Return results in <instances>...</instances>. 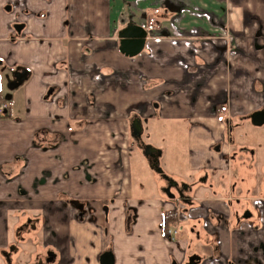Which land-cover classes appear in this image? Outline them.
Here are the masks:
<instances>
[{
  "label": "crops",
  "instance_id": "0c3cea01",
  "mask_svg": "<svg viewBox=\"0 0 264 264\" xmlns=\"http://www.w3.org/2000/svg\"><path fill=\"white\" fill-rule=\"evenodd\" d=\"M12 1L0 0V63L16 61L28 73L7 92L14 77L3 80L0 69L8 102L0 117V264L38 256L43 264H100L106 251L113 264H186L194 237L162 234L168 203L139 144L149 138L160 148L143 137L153 122H183L186 167L196 169L221 161L213 146L229 126H254L250 115L264 106V0H126L148 31L133 57L119 51L109 0ZM25 29L46 42H14L11 31ZM240 145L246 150L235 147L233 162H258L252 146ZM261 225H219V257L261 255ZM203 242L193 240L191 250Z\"/></svg>",
  "mask_w": 264,
  "mask_h": 264
},
{
  "label": "flooded vegetation",
  "instance_id": "af4514ba",
  "mask_svg": "<svg viewBox=\"0 0 264 264\" xmlns=\"http://www.w3.org/2000/svg\"><path fill=\"white\" fill-rule=\"evenodd\" d=\"M123 27L121 26L118 31ZM12 80H14V78H12ZM263 108L264 106L259 110ZM261 125H264V123ZM254 126L258 125L254 124ZM242 128V126H239L234 129L229 126L224 130L223 138L214 144L213 150L220 154L219 158L221 161L218 162V164L212 165V161H209L204 162L202 166L196 169L186 167L188 174L182 175L167 172L162 168L163 172L168 175V178H164L160 174L164 180L161 191L163 192L166 203H168V206L163 210L172 209L178 213V222L172 225L167 233L163 234L164 237L171 241L173 239V234L182 230L186 233L185 235L188 236L190 233H194L195 237L193 240L198 239L199 242L209 241L200 244L201 251H192L193 241L192 239L187 240L188 250L190 249V251L185 259L186 264H206L208 261L207 258L211 257L217 259L213 260L215 264H264V258H262V254L264 256L263 245L262 247H256V251L261 250V255L256 254L238 258L232 257L226 260L219 257V225L225 226L226 228L229 227L232 231H241L247 226L254 230H258L261 224V229L264 228V192L262 191L264 188L260 191L264 181L260 182L255 179L252 184L248 186L247 183L249 179L246 175H240V177L238 176L232 179L233 170H235V168L243 170V166L246 163L244 159L233 162L234 158L237 157L235 156L236 148L233 149L232 147L246 150L244 146L240 145L241 143L236 141V137L243 136L241 132H239V129ZM139 145L143 147L144 143L141 141ZM222 146H228L230 149L229 154L222 153ZM248 152L252 153L254 150ZM161 155L159 156V164ZM259 163L258 161L257 171L260 165ZM246 166L250 167L249 164ZM257 177L261 179L264 178L263 175H257ZM219 201L221 204H219ZM217 205L221 206V208ZM234 223V227H231ZM212 237H215L214 243L210 241ZM211 243L214 245L213 250H209ZM49 252L51 251L47 252V259H49L51 255ZM40 260H42L43 264L45 259H41L38 256L31 264H39Z\"/></svg>",
  "mask_w": 264,
  "mask_h": 264
},
{
  "label": "rangeland",
  "instance_id": "374dc122",
  "mask_svg": "<svg viewBox=\"0 0 264 264\" xmlns=\"http://www.w3.org/2000/svg\"><path fill=\"white\" fill-rule=\"evenodd\" d=\"M1 1L5 2V3L10 2L11 4L13 2L12 0H1ZM131 1L134 2L135 0H130L129 2H131ZM44 2L46 3V5H48L47 4L48 2L46 0H44ZM14 3L26 5L27 1L26 0H20L18 2L17 0H14ZM109 3H110V5H109L110 12H112V21L115 22V20H117L116 25L114 24L113 26L118 27L119 25L122 26L123 24H127V23L132 22V21L137 22V23H140L142 21L140 19V17H141L140 10L137 8L131 7L130 4H127L126 0H109ZM4 8H5V6H4ZM202 9H206V8H202ZM0 10H1V8H0ZM120 12H122V14L119 17L118 14ZM11 13L13 14V17H12V19H10V22L16 23V21H17L16 18L18 17L19 13L17 11H14V9L11 11ZM25 15H27V14H25ZM32 15H34V14L32 13ZM115 16H117L116 19H115ZM122 16H125V17L122 18ZM223 26L224 25H222L220 27L221 29H219V30L223 29L222 32H224ZM32 32L33 31H31L30 29H25L21 34H17L14 31H11L10 36L15 37L14 42H18L20 38L24 39L25 42H28L30 40H35L36 43H45L46 42V39L44 37H38V36L34 35ZM197 35L200 36L201 39H202V37H208L207 34L202 35L199 33ZM10 41H13V39ZM19 66H20L19 63L16 61H10L9 62V61H7V59H3L2 62L0 63V69L6 75V76H3V80L7 79V78H11L13 76L14 72L16 71V69L19 68ZM8 83H9V81H6L3 84V89H4V91H7V92L12 91L10 89H7ZM3 101H7V100H3ZM4 115H2V116H4ZM151 126H152V130L149 131L148 136L147 135L145 136V134H144L143 137L148 138L150 136V139L154 140V142L156 144H159L160 148H158V149L163 151L162 156L160 158V166H162V168L165 171L170 172V173H175L177 175L188 174L186 166H187L189 146H188V142H187L186 124L183 122L164 120V121H160V122H153ZM239 130H240L239 132H241V134L243 136L242 137H236V141L238 143H241V144L243 143V144H248V145L252 146V150H256V152H257L255 154V158L258 161L263 162V164H264V126H262V125L261 126H253V125L251 126L250 124L247 123L245 125V127H243L242 129H239ZM148 140H149V138L147 139V141ZM146 142L145 143L143 142V143L147 144ZM140 148L142 151V146H140ZM232 148L234 149L235 147H232ZM142 154H143V152H142ZM238 155L241 156L242 154L239 152ZM246 155H247V153H246ZM247 156H246V158L243 157L244 160H248ZM243 158L241 157V158H239V160H243ZM248 161H246L245 165L243 166V170L236 169V168H235V170L232 169L234 171V172H232V174H233L232 179L234 177H238V176L240 177V175H246V177L249 179V182H253L255 179L259 180L260 182L264 181V178L261 179V178L257 177V175H260V176L263 175L264 176V171H261L259 169V167H258V171H257V162H251V161L248 162ZM143 163H144V160H143ZM247 164H249L250 167H247L246 166ZM148 165H149V163H148ZM146 169L147 168L145 166V170ZM150 169H151V167H150ZM151 170L154 172L156 179H157V182L155 184L156 188H157L156 192L158 194H161L162 196H164L163 192L161 191V187L164 185V180L162 179L160 173L155 172L153 169H151ZM185 234L186 233H184L181 230L178 233L173 234V239L171 241L179 240ZM190 236L195 237L194 233H190ZM191 239L193 241V238H191ZM210 241H212V243H214L215 237H212L210 239ZM195 242H196V239H195ZM212 243H211V247H209V250H213L214 245ZM193 244H195V243H193ZM193 247H194V245H193ZM199 248L201 251L202 250L201 247H199ZM144 250H145V248H144ZM252 253L253 252H251V254ZM214 255H215V252H214ZM263 263H264V259H263Z\"/></svg>",
  "mask_w": 264,
  "mask_h": 264
},
{
  "label": "water",
  "instance_id": "95a60500",
  "mask_svg": "<svg viewBox=\"0 0 264 264\" xmlns=\"http://www.w3.org/2000/svg\"><path fill=\"white\" fill-rule=\"evenodd\" d=\"M22 24H15L14 28L20 31ZM148 31L146 27L135 22L127 23L122 29L118 31L117 37L119 38V51L129 57H133L143 51L147 41ZM27 70L15 71L13 74L14 80L8 83V88L13 89L19 85L21 81L26 79ZM264 108L254 111L251 115V121L255 125H261L264 123ZM263 116V117H262ZM142 131L141 122L138 118H134L131 122V132L136 139H140ZM143 155L147 158L149 166L160 173L164 178H168V175L163 172L162 167L159 164V156L161 150L150 145L144 144L142 147ZM49 254L52 255L51 252ZM50 259V258H49ZM48 260V259H47ZM114 256L111 251L103 252L100 255V264H113ZM42 264V260L39 261Z\"/></svg>",
  "mask_w": 264,
  "mask_h": 264
},
{
  "label": "trees",
  "instance_id": "16d2710c",
  "mask_svg": "<svg viewBox=\"0 0 264 264\" xmlns=\"http://www.w3.org/2000/svg\"><path fill=\"white\" fill-rule=\"evenodd\" d=\"M3 100H7L3 95L0 94V103ZM178 222V213L172 209H165L161 212L160 217V229L162 234L168 232L172 225H175Z\"/></svg>",
  "mask_w": 264,
  "mask_h": 264
},
{
  "label": "built area",
  "instance_id": "2783aa9c",
  "mask_svg": "<svg viewBox=\"0 0 264 264\" xmlns=\"http://www.w3.org/2000/svg\"><path fill=\"white\" fill-rule=\"evenodd\" d=\"M221 36L224 37V38L227 37L226 32H222ZM145 46H146V44H145ZM7 109H8V102L7 101H2L0 103V116L4 115L6 113V111H7Z\"/></svg>",
  "mask_w": 264,
  "mask_h": 264
},
{
  "label": "bare ground",
  "instance_id": "6f19581e",
  "mask_svg": "<svg viewBox=\"0 0 264 264\" xmlns=\"http://www.w3.org/2000/svg\"><path fill=\"white\" fill-rule=\"evenodd\" d=\"M147 42V41H146Z\"/></svg>",
  "mask_w": 264,
  "mask_h": 264
}]
</instances>
